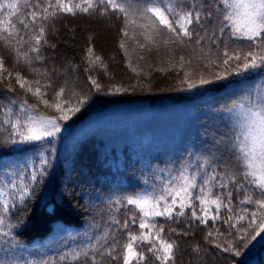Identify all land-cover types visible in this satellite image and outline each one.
Instances as JSON below:
<instances>
[{
  "label": "trees",
  "instance_id": "16d2710c",
  "mask_svg": "<svg viewBox=\"0 0 264 264\" xmlns=\"http://www.w3.org/2000/svg\"><path fill=\"white\" fill-rule=\"evenodd\" d=\"M135 2L144 7L150 0ZM181 2L198 6L202 13L203 27L196 26L204 37L199 44L195 36L191 41L184 38L183 43H173L176 38L166 30L152 43L142 35L143 29L134 26L128 27L129 35L125 37L123 17L111 11L107 16L60 14L47 22V43L42 41L40 51L43 59L35 60L37 53L31 52L30 47L36 26L26 30L20 21L30 22L28 13L36 0H19L18 11L11 19L24 42L14 43L13 47L27 52L32 63H26L0 42V57L12 73L11 77L6 72L0 78V188L13 180L18 182L21 175L27 183L33 171L43 170L44 175L33 186L34 195L26 205H20L16 197L18 206L7 220L17 227L11 229L9 236L0 237V262L73 264L71 253L86 250L88 257L81 256L74 264H92V257L99 264H122V260L113 261L102 254L113 243L114 254H120L129 232L141 234L138 210L127 205L125 198L159 194L168 181L186 170L197 175L198 184H202L205 173H218L228 188L209 185L212 198L224 193L227 203L226 193L231 191L232 211L222 205L219 216L206 224L194 219L188 209L184 216L174 219L155 218L152 235L163 226L162 237L177 245L174 264H264V240L259 242V236L251 242L243 239V235L250 238L254 234L248 225L251 213L258 209L254 203H240L245 193L229 179L237 171L234 157L239 152L234 148L237 135L233 123L227 118L234 105L264 94V66L242 71L236 68L238 62L234 59L223 64L225 46L230 54L247 53L259 51V41L237 39L229 28L220 32L222 13L228 11L221 0ZM100 27L112 34L111 51L102 47L103 37L97 36L103 29ZM90 48L102 58L106 69L99 62L97 66L90 65ZM17 73L26 78L24 88L16 82ZM217 75L224 79H215ZM201 76L213 82L200 85ZM89 77L101 87L92 86ZM192 82L196 83L195 88L188 87ZM37 86L49 105L57 102L56 92L63 87L65 93L59 102L70 100L68 106H78L80 111L58 121L65 130L62 135L39 142H6L11 125L3 121L26 119L27 114L20 108L22 101L35 106L30 109L33 115H60L54 106L45 105L34 94ZM73 93L86 102L77 104ZM114 106H126L127 110L107 116ZM41 153L47 164L41 165ZM234 179L244 183L242 174ZM246 187L253 199L261 198L259 189ZM8 191L14 194L12 189ZM193 203L199 215V202ZM210 207L209 215L213 216L215 206ZM245 208L247 212L243 211ZM240 215L245 219L238 221ZM132 216L137 217V223L130 224L127 231L112 223L115 219L122 224ZM230 216L232 219L225 223ZM217 244L221 246L216 247ZM226 245L232 246L230 251H224ZM149 247L147 243L134 244L135 250L145 256L142 264H159L148 252ZM236 250L240 255L234 254Z\"/></svg>",
  "mask_w": 264,
  "mask_h": 264
},
{
  "label": "snow or ice",
  "instance_id": "6c2138e0",
  "mask_svg": "<svg viewBox=\"0 0 264 264\" xmlns=\"http://www.w3.org/2000/svg\"><path fill=\"white\" fill-rule=\"evenodd\" d=\"M18 2L19 0H14L11 3L0 2V17H2L0 18V42H3L6 47L12 48L14 54L22 57L26 63L31 64L32 58L28 56L27 52L21 53L19 48L13 47L14 43L21 45L24 42V36L19 35L16 24L11 19L18 11ZM221 3L224 9H228V11L222 13L223 19L220 22V32L223 33L225 28H229L232 35L237 39H246L252 42L259 41L256 46L260 49L259 51L249 50L247 53L232 52L230 54L227 46H225L223 64L228 65L229 61L234 59L238 62L236 68L242 71L264 66V0H221ZM197 7L196 5L184 4L181 0H150L144 7H138L135 0H44L43 3H41V0H36L33 10L28 13L31 17L30 22L21 20L20 24L26 30H32V26H36L31 36L34 44L31 45L30 51L37 53L35 60H42L43 57L40 55V51L42 41L47 43L45 39L47 22L54 20L60 14L75 16L77 13L89 15L98 13L100 16H107L111 11L123 17L125 27L122 32L125 37L129 35L128 27L134 26L143 29L142 35L152 43H155V37L166 30L176 38L173 43L177 41L183 43L184 38L191 41L195 36L196 43L199 44L204 37L196 31V26L203 27V18ZM17 37L19 38L17 39ZM164 43L167 45L169 41L166 40ZM120 47L124 48V44L121 43ZM88 51L90 65L97 66L99 62V66L106 69L107 66L103 64L102 58L94 55L93 49L90 48ZM181 60L183 61V57H181ZM213 63L215 62L213 61ZM133 71H136V69H133ZM6 72L11 77L12 73L7 71L4 67V59L0 57V78H3ZM185 79H188L187 75ZM215 79H224V76L217 75ZM89 80L96 89L101 87L95 78L89 77ZM16 82L21 88H24L26 78L17 73ZM212 82V80L203 76L199 79L200 85ZM36 83L39 85V81H36ZM196 86L195 82L188 85L189 88H195ZM28 91L31 92L32 88L28 87ZM116 91H120V89L117 88ZM64 93L65 89L61 87L56 92L57 102L54 105H49V101L41 96V88L37 86L34 94L40 96L45 105L54 106L60 115L58 117L33 115L30 109L34 110L35 106H29L26 100L22 101L20 108L27 114L26 119L24 121L20 119L14 121L5 119L3 121L5 125H11V131L6 142L13 144L17 142H39L59 133L61 125L58 121L67 120L69 119V113L80 111L78 106H68L70 100L64 101L63 104L59 102ZM73 96L79 105L86 102L78 93H73ZM12 103H15V101H12ZM233 107L238 110L242 120L240 132L234 145V148L239 152V155L234 157L237 171L232 173L229 179H231L233 185L245 193L244 199L240 201L241 204L254 203L257 205L258 210L251 213V221L248 225L249 228L253 229L254 234L250 238L243 235V239L251 242V240H255L257 236L264 233V94L259 95L256 99L249 97L246 101ZM8 111L11 112V109L9 108ZM16 137L19 139L17 140ZM41 157V165L47 164V160L43 158L42 153ZM239 174L243 175L244 183H237L234 179ZM43 175V170L40 172L33 171L30 173L27 183L21 175L18 182L13 180L10 184L0 188V237L9 236L11 229L17 227V225H13L7 220V215L13 208L18 206L16 197H18L20 205H26L28 199L34 195L33 186L40 182L39 177ZM197 179L196 174L190 175L186 170L181 171L178 176L165 184L159 194L144 193L126 197V204L132 205L138 210V227L141 234L137 236L129 232L128 242L123 245L120 254H114L116 253V243H113L102 255L110 256L113 261L122 260V264H134V261L136 264H142L145 256L134 248V244L140 242L150 245L148 252L155 256V260L159 264H174L175 247L177 245L174 241L170 242L162 237L163 226L155 232L154 236L152 235V229L156 227L153 222L155 218L174 219L176 216H184L185 210L188 209L191 210L194 219L206 224L210 218L216 219L219 216L222 205L229 212L232 211L231 191L226 193L227 203H224V193L217 194L215 198H212V188L209 185L216 186L218 184L221 189L228 188V185L218 173H215V171L211 175L205 173L202 184H198ZM246 185L259 189L261 198L253 199L251 195H248ZM9 188L13 190L14 194L8 191ZM194 201L199 202V215L195 209ZM210 206H215V215L213 216L209 215L212 211ZM243 211L247 212L248 209L245 208ZM231 219L230 216L225 223H228ZM237 219L242 221L245 217L240 215ZM257 220H259V223H257ZM112 223L127 231L130 224L137 223V217H129L122 224L119 220L114 219ZM145 229H147V232L144 231ZM172 231L175 232V229ZM207 235L211 237L212 233L209 232ZM100 239H106V237H100ZM220 246L219 244L216 245V247ZM244 246L247 247V243ZM231 247V245L224 246V251H230ZM234 254L240 255L239 250H236ZM88 255L89 253L86 250H77L71 253V260L74 264L81 256L88 257ZM63 259L62 256L61 260ZM91 259L92 264H99L95 257ZM0 264H3V262H0ZM13 264H18V262H13ZM28 264H53V262L30 261Z\"/></svg>",
  "mask_w": 264,
  "mask_h": 264
},
{
  "label": "rangeland",
  "instance_id": "374dc122",
  "mask_svg": "<svg viewBox=\"0 0 264 264\" xmlns=\"http://www.w3.org/2000/svg\"><path fill=\"white\" fill-rule=\"evenodd\" d=\"M100 28L102 29L103 27H100ZM104 29L105 28H103L102 31H99L97 36L98 37H103V40L101 41L102 47L104 46L103 47L104 49H106L108 51H111L112 34L109 33L106 29L105 30ZM100 35H102V36H100ZM110 109L111 110L107 111V116L108 115L117 116V115H120L121 113H123V112H125L127 110L126 106H114V107H111ZM227 118H229L230 121L233 123L236 135H238L239 132H240V123H241V120H242V117L240 116L238 110L233 108L231 110V112H229L227 114ZM64 132H65V130H64L63 126H61L60 132L57 133L56 135H62ZM262 240H264V233H262L259 236V239H258L259 242H261Z\"/></svg>",
  "mask_w": 264,
  "mask_h": 264
}]
</instances>
